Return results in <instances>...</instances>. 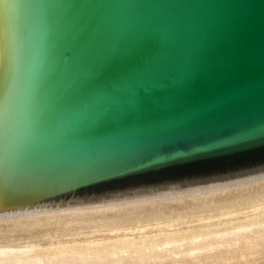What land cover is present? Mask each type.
I'll use <instances>...</instances> for the list:
<instances>
[{"label": "water", "instance_id": "obj_1", "mask_svg": "<svg viewBox=\"0 0 264 264\" xmlns=\"http://www.w3.org/2000/svg\"><path fill=\"white\" fill-rule=\"evenodd\" d=\"M260 195L264 0H0V223Z\"/></svg>", "mask_w": 264, "mask_h": 264}, {"label": "bare ground", "instance_id": "obj_2", "mask_svg": "<svg viewBox=\"0 0 264 264\" xmlns=\"http://www.w3.org/2000/svg\"><path fill=\"white\" fill-rule=\"evenodd\" d=\"M257 198H258V200L260 199V201H258V202L256 201L257 203L253 202ZM248 201H250V202L248 203ZM210 206L213 209H216L214 206L218 207L219 209L212 210V208ZM209 207L211 209H209ZM204 209H207V210L205 211ZM222 209H224V210H222ZM202 210H204V211H202ZM263 211H264V195H260V196H255V197H249V198L227 201V202H222V203L210 204V205H205V206H199V207H194V208H188V209H183V210H177V211H172V212H166V213L144 216V217H139V218H133V219H128V220L116 221V222H99V223L98 222H86L87 224L85 226H83V228H82V226H80L82 228L81 230H76V229L75 230H69L70 227L75 226V225H73L74 223L68 224L67 227L63 226L66 223H19V225H21V226H23L22 224H27L28 228H25L24 230H22L23 229V227H22V229H21L22 231H20L22 233L19 232L20 235L19 234L15 235L16 233L15 234L13 233L14 235L13 234L11 235V233L8 235V236L11 235V237H9L8 239H5L7 241L4 242V244H6L5 247L7 246L8 248H10V250L8 248H7L8 250H6V249L2 250L0 248V262L1 261H7V260L10 261V259L14 257L13 258L14 261L11 260V262H8V264H39V262L43 261V257H46V255L43 257L42 256L40 257L39 256L40 254L39 255L36 254L35 257L33 255H31V253L33 252L32 250L34 248H37V250H38V247H42L44 250V253L47 255L51 253L50 250H53L55 248L56 251L53 253V256H51V257L47 256V257H49L48 259H50L52 262L54 261L57 263H58V261H56V260L60 259L59 256L60 255L63 256V254H71V255L74 254L76 256L81 255L80 257H83V258H80V260L83 261V262H81L82 264L84 262L89 261V260L87 261L88 256L89 257L91 256V258H88V259H92L94 257L92 262L94 261V262L100 263V264H101V262L103 263L104 261H107L109 259L108 256L113 257V260L115 259L114 257H117L116 258V261H117L118 257H120V255H121V253H126V252L132 253V251L136 252L137 250L139 251V249H142L144 247H147L146 249H150L151 251H153L152 253H155L157 250L159 251V248H161V246L157 245L155 248L154 246L156 244L155 245L149 244L150 245L149 247L146 246L147 244L144 243L145 241L143 242V240H145L146 237H148V238L150 237L151 243H153L158 238V236L161 234L166 235L165 233H173V232L175 234L176 232H179L182 229L184 230V228H183L184 225H188L189 228H191L192 226H195V228H196V226H198V224H199V226H204L206 224L207 220L210 218L213 219V218L219 217V220H220L222 217L223 218L224 217L229 218V217H238L241 215H244V216L248 215V217H250V216H254V214L257 212L262 213ZM172 218H175L176 220L174 219L175 221H173ZM219 220H218V222H219ZM211 221L214 222L215 220H211ZM222 221H221V223L223 224V222L225 220L223 222ZM253 221H254V219H253ZM213 222H211L212 225H213ZM1 224H3V223H0V225ZM78 224L83 225V223L82 224L78 223ZM207 224H209V222H207ZM19 225L17 224L16 228H18L17 226H19ZM60 225H62L63 227H61ZM97 225H99V226L97 227ZM176 225H179V226L183 225L182 229L179 228L180 230L176 231L178 229L177 228L175 230L176 232L172 231L173 229H175L172 227H174V226L176 227ZM8 226H11V225L9 224ZM205 226L208 227V225H205ZM1 227L2 226H0V229H1ZM24 227H27V226H24ZM77 227H78V225H77ZM5 228L2 227V229H4V230L9 229L10 227L9 228L7 227L6 229ZM186 229H188V228H186ZM12 230H13V228H12ZM17 230L18 229H16V230L14 229V231H17ZM185 231H187V230H185ZM187 233H189V232H187ZM203 233H204V231H203ZM4 234H6V232ZM242 234H243V232H242ZM253 235H254V233H253ZM8 236H6V237H8ZM1 239H2V237H1ZM167 239H169V238H167ZM23 241H27V242L26 243L24 242L25 244H22ZM17 242L18 243L21 242V246H19L20 245L19 244L18 248L22 247V245H23L24 247H26V249L28 248V250L22 251L24 248L23 249L21 248L22 250L19 251V252L22 251L20 255L13 254L12 252L14 250H15L14 252L18 251V250H16V248L14 250L12 249V247L14 246V243L17 244ZM168 242H167V245L169 244ZM7 243H9V244H7ZM0 244L2 246L3 243L0 242ZM164 245H165V243H164ZM164 245L162 246V248L164 247ZM2 248H4V247H2ZM26 249H24V250H26ZM144 249H142V250H144ZM163 249H165V248H163ZM167 251H169V250H167ZM27 252H28V256H26ZM101 252L102 253L104 252L107 257L101 256V254H102ZM192 252H193V250H192ZM152 253L150 252V254H152ZM17 254H19V253H17ZM71 255H69V257ZM69 257H67L66 262L70 261L68 263H72L70 259L73 257V255L71 256L70 259H68ZM121 258H123V256ZM141 258L144 259V257H141ZM62 260H63V258H62ZM62 260L61 261L59 260L61 264H62V262L64 263L65 259H64V261H62ZM74 260L76 262V258ZM74 260L72 259V261H74ZM77 260H78V256H77ZM144 260H146V258ZM111 261H112V258H111ZM64 264H66V263H64Z\"/></svg>", "mask_w": 264, "mask_h": 264}, {"label": "rangeland", "instance_id": "obj_3", "mask_svg": "<svg viewBox=\"0 0 264 264\" xmlns=\"http://www.w3.org/2000/svg\"><path fill=\"white\" fill-rule=\"evenodd\" d=\"M256 201L258 202V201H260V199L258 200V198H257L253 202H256ZM249 202L250 201H248V203ZM210 207H209V209L212 208V207L211 208ZM214 207L216 209L212 208V210L219 209L216 206H214ZM204 210L206 211L207 209H204ZM204 210H202V211H204ZM222 210H224V209H222ZM222 218L220 220H219V217L213 218V219L212 218L208 219L207 222H209V224H207V222L205 221L206 222L205 225H208V227L205 225H204L205 227L199 226V224H198V226H196V228H195V226H192L193 228L190 226L191 228H189L188 225H184V226L182 225L184 228V230H183L181 225H180L181 227L179 225H176V227L175 226L172 227V228H175L172 231H175L177 228L178 229L176 231H179L180 229H182V230H180L179 232L175 231L176 232L175 234H174V232L173 233H165L166 235L161 234L162 236L159 235L158 238L153 243H151L150 237L149 238L146 237V239L144 238L145 240H143V242L145 241L144 243L147 244L146 246H148V247L150 246L149 244H151V245L156 244L154 246L155 248L157 245L161 246V248H159V251L157 250L158 252L156 251L155 253H152L153 251H151L150 249H146L147 247H144L146 250L144 248H142L144 250L139 249V251L138 250L136 252L132 251V253L131 252L130 253L129 252L121 253V255H120V257H118L117 261H116L117 257H114L115 259L113 260V257L108 256L109 259L107 258L108 260L104 261L103 263L101 262V264H264V211L262 213L257 212L254 214V216H250V217H248V215H245V216L241 215L238 217H229V218L224 217L223 219ZM172 219H173V221L176 220L175 218H172ZM253 219H254V221H253ZM209 220L210 221L215 220L214 222L211 221V222H213V225ZM218 220H219V222H218ZM222 220L223 221L225 220V221L223 222ZM221 221L223 222V224L221 223ZM9 224L11 226H8ZM17 224L19 225V223H3L0 225L3 228H5V227L9 228L10 227L7 230L2 229V227L0 229L1 230L0 231V242L3 243L2 246L0 244V248L2 250L3 249L4 250L9 249L10 250V248H8L7 246L5 247L6 244H4V242L7 241L5 239H8L9 237H11V235L13 233L14 234L16 233L15 235H18V234L20 235V233H22L20 231L24 230L25 228H28L27 224H22L23 226L19 225V226H17L18 228H16ZM68 224H70V223H66L63 226L67 227ZM80 224H82V223H80ZM86 224L87 223H85V224L83 223V225H79L78 223H74L73 225H75V226L70 227L69 230H75V229L81 230L83 228V226H85ZM77 225H78V227H77ZM24 226H27V227H24ZM60 226L63 227L62 225H60ZM80 226H82V228ZM98 226L99 225H97V227ZM22 227H23V229H22ZM12 228H13V230H12ZM186 228H188V229H186ZM14 229L15 230L18 229V230L14 231ZM185 230H187V231H185ZM203 231H204V233H203ZM5 232H6V234H4ZM187 232H189V233H187ZM242 232H243V234H242ZM10 233H11V235L8 236ZM253 233H254V235H253ZM5 235L8 237H6ZM1 237H2V239H1ZM167 238H169V239H167ZM24 242L26 243L27 241H23L22 244H25ZM167 242L170 245L169 244L167 245ZM164 243H165V245H164ZM7 244H9V243H7ZM18 245L21 246V242H19V243L17 242V244L14 243V246H13L14 248L12 247V249L14 250L16 248V250H18L16 252L19 254L14 252L15 250L14 251L12 250L13 254L20 255L22 251L28 250V248L26 249V247H24L23 245H22V247L18 248ZM163 245H164L163 248H165V249L162 248ZM2 247H4V248H2ZM21 248L22 249L24 248L26 250H24V249L22 250ZM34 249L32 250L33 252L31 253V255H33L34 257L36 254H38V255L40 254L39 255L40 257L41 256L43 257L46 255V257H43V261L39 262V264H54V263L55 264H61L60 261L62 260V258H63L62 261H64V259H65L64 263H66V264H82L81 262H83L82 260H80V258H83V257H80L81 255H77L78 256V260H77V256L74 254H72L73 255L72 258H71V256H72L71 254H63V256L62 255L59 256L60 259L56 260V261H58V263L54 262V261H53L54 262L53 263L48 258L53 256V253L56 251L55 248L53 249L54 251L50 250L51 253L48 255L44 253V250L42 247H38V250H37V248H34ZM20 250H22V251L19 252ZM167 250H169V251H167ZM192 250H193V252H192ZM150 252L152 254H150ZM69 255H71V256L69 257ZM26 256H28V252H27ZM47 256H49V257H47ZM101 256L107 257L104 252L101 254ZM122 256L124 259L121 258ZM67 257H69L68 259L71 258L70 260L72 263H68L70 261L66 262ZM74 257L76 258V262L74 260L75 259ZM141 257H144V259L146 258V260H144ZM13 258H11L10 261H8V260L7 261H1L0 264L1 263L2 264H8V262H11V260L14 261ZM88 258H91V256L90 257L88 256ZM88 258H87V261L89 260L90 262L89 261L84 262L85 264H100V263H96L94 261L92 262L94 257L92 259H88ZM111 258H112V261H111ZM72 259L74 261H72ZM64 263L62 262V264H64Z\"/></svg>", "mask_w": 264, "mask_h": 264}, {"label": "snow or ice", "instance_id": "obj_4", "mask_svg": "<svg viewBox=\"0 0 264 264\" xmlns=\"http://www.w3.org/2000/svg\"><path fill=\"white\" fill-rule=\"evenodd\" d=\"M249 144H247V143H239V144H235V145H231L232 147H245V146H248ZM214 150H216V149H212V150H210V152L211 151H214Z\"/></svg>", "mask_w": 264, "mask_h": 264}]
</instances>
